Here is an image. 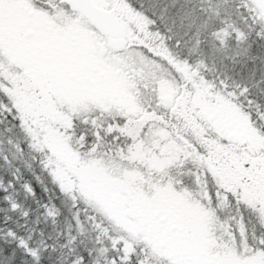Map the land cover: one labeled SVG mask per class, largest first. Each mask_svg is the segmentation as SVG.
Listing matches in <instances>:
<instances>
[{"label":"snow or ice","instance_id":"obj_1","mask_svg":"<svg viewBox=\"0 0 264 264\" xmlns=\"http://www.w3.org/2000/svg\"><path fill=\"white\" fill-rule=\"evenodd\" d=\"M0 264H264V0H0Z\"/></svg>","mask_w":264,"mask_h":264}]
</instances>
